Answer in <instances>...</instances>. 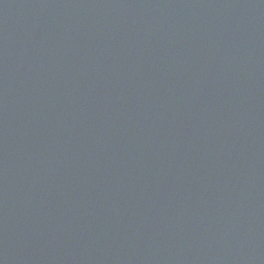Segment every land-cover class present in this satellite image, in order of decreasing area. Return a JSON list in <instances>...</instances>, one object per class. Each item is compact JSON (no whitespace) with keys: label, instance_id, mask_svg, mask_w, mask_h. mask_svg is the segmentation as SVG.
Here are the masks:
<instances>
[{"label":"water","instance_id":"obj_1","mask_svg":"<svg viewBox=\"0 0 264 264\" xmlns=\"http://www.w3.org/2000/svg\"><path fill=\"white\" fill-rule=\"evenodd\" d=\"M0 264H264V0H0Z\"/></svg>","mask_w":264,"mask_h":264}]
</instances>
